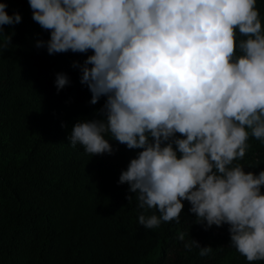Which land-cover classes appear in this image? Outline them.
I'll return each instance as SVG.
<instances>
[{"label": "clouds", "instance_id": "9594fccd", "mask_svg": "<svg viewBox=\"0 0 264 264\" xmlns=\"http://www.w3.org/2000/svg\"><path fill=\"white\" fill-rule=\"evenodd\" d=\"M256 4L29 0L33 20L50 31L48 53L91 50L73 67L81 69L91 104L106 97L101 118L74 125L71 145L93 156L114 154L110 134L142 149L119 178L140 208L159 212L140 215L139 223H180L188 201L205 230L228 224L231 245L249 262L264 260V170L256 174L234 161L245 157L250 135L264 142V26ZM6 8L0 3V33L22 19ZM70 83L57 74L58 91ZM193 247L200 256L213 251L194 239L185 244Z\"/></svg>", "mask_w": 264, "mask_h": 264}, {"label": "trees", "instance_id": "16d2710c", "mask_svg": "<svg viewBox=\"0 0 264 264\" xmlns=\"http://www.w3.org/2000/svg\"><path fill=\"white\" fill-rule=\"evenodd\" d=\"M0 3L7 4L9 15L22 17L0 33V264H264L247 261L231 245L228 224L205 230L206 223H196L188 201L180 223L141 225L140 215L159 212L140 208L119 178L142 149H128L110 134L105 138L114 154L93 156L70 143L74 125L101 118L97 113L106 101L90 103L81 69L73 67L92 51L50 55V31L33 20L29 0ZM256 7L264 26V0ZM237 39L245 37L237 33ZM58 73L71 81L59 91ZM248 144L234 165L258 174L264 170V142L250 135ZM192 239L213 251L207 256L196 247L189 251L185 244Z\"/></svg>", "mask_w": 264, "mask_h": 264}]
</instances>
